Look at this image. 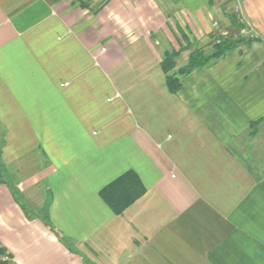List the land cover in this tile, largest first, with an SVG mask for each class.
I'll use <instances>...</instances> for the list:
<instances>
[{
  "label": "crops",
  "instance_id": "obj_1",
  "mask_svg": "<svg viewBox=\"0 0 264 264\" xmlns=\"http://www.w3.org/2000/svg\"><path fill=\"white\" fill-rule=\"evenodd\" d=\"M174 1L0 0L11 264H264V0ZM239 19L245 44L181 72Z\"/></svg>",
  "mask_w": 264,
  "mask_h": 264
},
{
  "label": "trees",
  "instance_id": "obj_2",
  "mask_svg": "<svg viewBox=\"0 0 264 264\" xmlns=\"http://www.w3.org/2000/svg\"><path fill=\"white\" fill-rule=\"evenodd\" d=\"M233 23L236 24L237 21L234 19ZM238 27L240 28V26ZM245 41V38H241L239 40H233L232 38L222 39L215 47L214 52L211 56H206L202 51H196L191 55L188 65L184 69H182L181 72L183 74H187L193 72L196 69L211 66L219 59L234 52ZM162 67L165 73L169 75L170 71H172L175 67L173 56L166 59L163 62ZM168 81L172 92L176 93L181 89L179 80H177L173 76H169ZM133 180L135 181L134 184L131 183L134 182ZM117 187L119 188V191H121V193H127L130 195V199L128 202L112 201L113 199L111 200V197L106 196L105 194L107 193V189L102 193L106 201L111 205V207L117 214H122L125 209H127L132 203H134L145 194V189L142 186L141 182L132 173H128L121 177L116 183L108 188V191L111 188L113 189Z\"/></svg>",
  "mask_w": 264,
  "mask_h": 264
},
{
  "label": "rangeland",
  "instance_id": "obj_3",
  "mask_svg": "<svg viewBox=\"0 0 264 264\" xmlns=\"http://www.w3.org/2000/svg\"><path fill=\"white\" fill-rule=\"evenodd\" d=\"M189 2H190V0H189ZM172 5H173V10L174 11H178L179 13H181L180 15L181 16H183L184 18H186V17H189L190 16V14H191V12L190 11H184V9L186 8V6H185V2H184V0H175L173 3H172ZM187 13V14H186ZM187 20V19H186ZM215 22H218L219 24H220V26H221V28L224 30V31H227L228 32V38H232L233 40H239V39H241V38H245L247 35H249V34H241V24L239 23V21H238V24H239V26H240V29L238 30H232V31H230V30H228V29H225L224 28V26H222L223 24L220 22V21H217V20H215L213 23H212V25H213V28H214V23ZM214 30H215V28H214ZM216 32V34H215V36L217 37V40L220 38L219 37V35H218V33H217V31H215ZM246 43V41L243 43V44H245ZM0 136H1V132H0ZM0 144H1V141H0ZM2 150V148L0 147V151ZM12 263V261L10 262V264Z\"/></svg>",
  "mask_w": 264,
  "mask_h": 264
},
{
  "label": "built area",
  "instance_id": "obj_4",
  "mask_svg": "<svg viewBox=\"0 0 264 264\" xmlns=\"http://www.w3.org/2000/svg\"><path fill=\"white\" fill-rule=\"evenodd\" d=\"M240 24L243 26L244 25V21L242 19H239ZM214 28L215 31H217L218 35H219V39H218V43L222 40V39H227L228 38V32L224 31L220 24L218 22L214 23ZM241 34H248V28H246L245 26L241 27ZM11 262V257L10 254L0 245V264H10Z\"/></svg>",
  "mask_w": 264,
  "mask_h": 264
}]
</instances>
